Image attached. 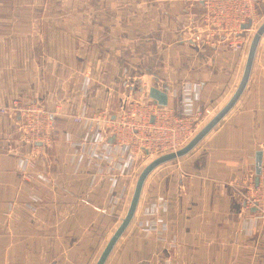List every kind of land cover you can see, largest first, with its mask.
<instances>
[{
    "label": "crops",
    "instance_id": "0c3cea01",
    "mask_svg": "<svg viewBox=\"0 0 264 264\" xmlns=\"http://www.w3.org/2000/svg\"><path fill=\"white\" fill-rule=\"evenodd\" d=\"M200 5L0 0V110L14 100L60 109L50 148L33 155L21 142L18 116L0 112V264H96L124 218L135 183L113 208L108 177H95L105 161L85 166V156L79 159L85 134L72 116L81 107L89 116L115 118L139 99L135 78L142 75L166 93L167 107L179 114L188 103L204 125L229 101L264 22V2L238 52L191 40L187 25ZM259 152L262 171L264 35L238 102L192 152L148 176L133 220L105 264H264V225L252 226L256 211L242 197L247 178L256 180ZM25 156L46 179L23 180ZM147 162L140 160L138 174ZM158 200L165 203L157 215L164 229L146 235L136 223Z\"/></svg>",
    "mask_w": 264,
    "mask_h": 264
},
{
    "label": "built area",
    "instance_id": "2783aa9c",
    "mask_svg": "<svg viewBox=\"0 0 264 264\" xmlns=\"http://www.w3.org/2000/svg\"><path fill=\"white\" fill-rule=\"evenodd\" d=\"M199 2L200 12L192 13L187 25L191 40L210 47L224 45L233 52L245 48L247 30L250 31L260 19L256 5L264 0ZM248 23L250 29H243ZM135 85L139 89V99L131 102L115 118L105 114L89 116L82 107L72 116V121L81 126L85 134L78 144L84 153L79 159L85 156V166L91 160L105 161L107 168H98L95 177H108L113 208L120 204L126 192L129 194L131 184L136 182L140 160L155 159L178 151L204 127L202 114L194 112L188 103L187 110L177 114L171 108L161 107L150 99L148 96L153 86L144 75L135 78ZM0 112L18 116L16 123L21 142L29 148V155L37 150L41 154L45 148H50L53 117L60 114L59 108L51 113L37 102L14 100L10 108L1 109ZM33 168L29 156H25L19 168L23 180L31 181L36 176L46 179L31 171ZM246 182L242 192L244 205L257 214L252 226L257 227L258 222L264 225V170L260 172L257 183L253 177L247 178ZM117 188L121 190L120 196H117ZM164 208L165 203L158 200L142 209L136 224L146 235H155L164 229L162 221L157 219L159 211ZM165 245L170 247L171 243L165 242Z\"/></svg>",
    "mask_w": 264,
    "mask_h": 264
},
{
    "label": "water",
    "instance_id": "95a60500",
    "mask_svg": "<svg viewBox=\"0 0 264 264\" xmlns=\"http://www.w3.org/2000/svg\"><path fill=\"white\" fill-rule=\"evenodd\" d=\"M251 25L248 23L243 26V29H250ZM264 35V22L257 28L256 32L254 33L248 48L247 58L243 70V74L241 80L234 92L231 96L229 101L218 111L205 125L204 127L186 144L183 148L179 149L176 152L168 153L161 155L155 159H153L149 164H147L140 172L135 182V186L128 204V208L124 218L121 220L120 225L115 230L113 235L111 236L109 242L107 243L106 247L102 251L99 259L97 260L96 264H105L107 259L109 258L110 254L112 253L114 247L118 243L119 239L123 236L125 231L128 229L133 217L135 215L141 192L144 186V183L148 176L158 167L163 164L176 161L187 156L190 152L195 149L198 144L225 118V116L233 109L235 104L238 102L240 97L242 96L249 77L251 75V70L255 58V54L257 51V47L261 40V37ZM150 99L156 102L161 107L167 106V95L165 92L152 88L149 92ZM146 154V152H145ZM261 159L262 154L261 152L257 153L256 155V170L255 176L257 183L258 176L261 172Z\"/></svg>",
    "mask_w": 264,
    "mask_h": 264
},
{
    "label": "rangeland",
    "instance_id": "374dc122",
    "mask_svg": "<svg viewBox=\"0 0 264 264\" xmlns=\"http://www.w3.org/2000/svg\"><path fill=\"white\" fill-rule=\"evenodd\" d=\"M152 160H153L152 158H149L147 164L150 163Z\"/></svg>",
    "mask_w": 264,
    "mask_h": 264
}]
</instances>
